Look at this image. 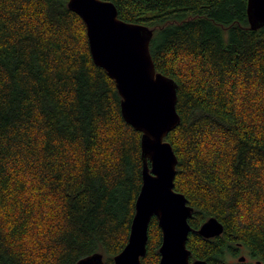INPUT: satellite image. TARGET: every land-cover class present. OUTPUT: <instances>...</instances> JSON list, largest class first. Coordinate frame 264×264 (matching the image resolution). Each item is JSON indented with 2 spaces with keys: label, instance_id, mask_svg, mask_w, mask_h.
I'll return each instance as SVG.
<instances>
[{
  "label": "trees",
  "instance_id": "1",
  "mask_svg": "<svg viewBox=\"0 0 264 264\" xmlns=\"http://www.w3.org/2000/svg\"><path fill=\"white\" fill-rule=\"evenodd\" d=\"M106 1L153 30L156 70L177 84L175 190L193 230L224 226L220 244L189 235L193 259L225 264L242 245L264 264V26L248 0ZM68 3L0 0V264H114L129 241L142 133ZM162 239L153 218L142 264H160Z\"/></svg>",
  "mask_w": 264,
  "mask_h": 264
},
{
  "label": "water",
  "instance_id": "2",
  "mask_svg": "<svg viewBox=\"0 0 264 264\" xmlns=\"http://www.w3.org/2000/svg\"><path fill=\"white\" fill-rule=\"evenodd\" d=\"M68 5L86 25L94 63L116 83L125 121L142 133L143 184L128 244L115 256L114 264H142L153 218L163 234L160 264H192L187 243L193 231L189 220L194 208L184 194L175 190L178 158L166 141L181 122L177 84L156 70L150 50L154 32L147 26L121 20L110 1L69 0ZM248 18L253 30L264 26V0H248ZM223 232L224 226L216 218H210L199 230L207 239ZM76 264L106 263L101 253H94Z\"/></svg>",
  "mask_w": 264,
  "mask_h": 264
},
{
  "label": "flooded vegetation",
  "instance_id": "3",
  "mask_svg": "<svg viewBox=\"0 0 264 264\" xmlns=\"http://www.w3.org/2000/svg\"><path fill=\"white\" fill-rule=\"evenodd\" d=\"M202 227V226H201ZM201 227L197 230H193L191 233H197L199 236H201L199 234V230L201 229ZM190 233V234H191ZM223 235V233L217 237H213V238H204L207 240H214V239H220V237ZM214 241L218 244H220V240L218 241ZM188 244V243H187ZM228 247H226L222 253L224 255V262L225 264H263L261 261H258L256 259H253L250 252L242 245H237L235 246V248H232L230 245H226ZM234 249V250H232ZM189 251L191 252V256H190V262L193 264L195 261H205L208 264H210L207 260L205 259H193V251L191 249H189ZM218 261L220 262V251L218 252Z\"/></svg>",
  "mask_w": 264,
  "mask_h": 264
}]
</instances>
